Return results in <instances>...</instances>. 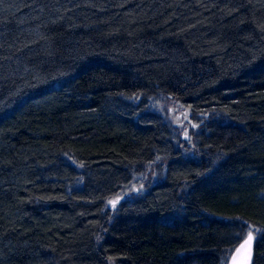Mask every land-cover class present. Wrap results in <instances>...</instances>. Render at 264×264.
Masks as SVG:
<instances>
[{
	"label": "trees",
	"instance_id": "trees-1",
	"mask_svg": "<svg viewBox=\"0 0 264 264\" xmlns=\"http://www.w3.org/2000/svg\"><path fill=\"white\" fill-rule=\"evenodd\" d=\"M247 234L264 264V0H0V264H227Z\"/></svg>",
	"mask_w": 264,
	"mask_h": 264
},
{
	"label": "rangeland",
	"instance_id": "rangeland-1",
	"mask_svg": "<svg viewBox=\"0 0 264 264\" xmlns=\"http://www.w3.org/2000/svg\"><path fill=\"white\" fill-rule=\"evenodd\" d=\"M165 114L168 116L171 123L177 127H183L186 124L192 125L188 118V111L181 107L177 102H175L170 97H166L165 101L161 105ZM182 136L186 135L185 130H182Z\"/></svg>",
	"mask_w": 264,
	"mask_h": 264
},
{
	"label": "water",
	"instance_id": "water-1",
	"mask_svg": "<svg viewBox=\"0 0 264 264\" xmlns=\"http://www.w3.org/2000/svg\"><path fill=\"white\" fill-rule=\"evenodd\" d=\"M249 235L243 237L234 247L228 256L227 264H250L253 238L251 236V240H249Z\"/></svg>",
	"mask_w": 264,
	"mask_h": 264
},
{
	"label": "snow or ice",
	"instance_id": "snow-or-ice-1",
	"mask_svg": "<svg viewBox=\"0 0 264 264\" xmlns=\"http://www.w3.org/2000/svg\"><path fill=\"white\" fill-rule=\"evenodd\" d=\"M249 240H251V234L249 235Z\"/></svg>",
	"mask_w": 264,
	"mask_h": 264
}]
</instances>
